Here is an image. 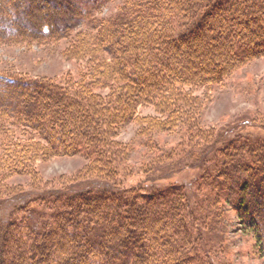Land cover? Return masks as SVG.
Instances as JSON below:
<instances>
[{"label":"trees","instance_id":"1","mask_svg":"<svg viewBox=\"0 0 264 264\" xmlns=\"http://www.w3.org/2000/svg\"><path fill=\"white\" fill-rule=\"evenodd\" d=\"M102 1L0 0V38L67 39L78 48L70 57L87 58L77 78L60 81L0 73V201L23 202L0 221V264H211L197 252L201 209L181 185L117 183L136 170L164 177L182 164L201 170L198 194L221 197L264 250V145H209L191 96L193 86L219 84L264 56V0H122L115 19H93L88 8ZM46 7L51 13L39 18L36 9ZM145 105L156 116L136 119ZM129 121L143 123L147 137L136 145L144 153L112 139ZM172 131L187 139L176 144L180 158L151 138ZM66 154L87 161L74 179L82 188L31 184L23 192L8 182H35L36 161Z\"/></svg>","mask_w":264,"mask_h":264},{"label":"rangeland","instance_id":"2","mask_svg":"<svg viewBox=\"0 0 264 264\" xmlns=\"http://www.w3.org/2000/svg\"><path fill=\"white\" fill-rule=\"evenodd\" d=\"M91 3L92 1L89 5ZM121 5L122 0L102 1L95 7L88 8L89 12L88 10L87 12L93 19L112 20L119 14ZM36 10L41 19L46 18L47 13L52 11L50 7ZM84 21L75 23L77 26L75 31H83L86 28L87 24ZM66 40L60 39L54 43H47L44 39L36 37L25 39V41L16 40L15 37L0 38V73L20 75L28 79L46 78L56 81L69 75L77 78L79 71L86 69L84 67L87 58L78 60L70 57L71 50L76 49L77 52L78 48L77 44L71 43L70 46ZM191 89L192 103L200 110L198 122L208 135H212L208 139L214 138V142L210 141L209 145L213 146L215 143V147H220L226 140L234 138H246L264 145V56L249 61L219 84L197 85ZM100 92L105 94L107 89H102ZM156 114L157 111L151 105L139 106L136 119L155 117ZM142 124L140 121L126 122L118 128L112 139L133 144L135 147L133 154L144 153L145 150L136 145L138 141L141 142L147 137L142 130ZM174 132L159 135L154 133L151 138L176 147L177 156L180 158L184 154L180 149L184 147H178L176 144L187 139ZM86 163L82 154L51 156L46 160L35 162L39 182L30 183V177L22 175L14 176L8 182L20 185L23 192L29 191L31 184L39 187L41 185V189H50L67 183V185L74 184V187L78 189L84 186L83 181H74V179L79 172L83 171ZM181 166L171 168L172 172L164 177L161 176L162 171L159 169L148 178L141 170H136L126 176L121 175L117 183L125 189L157 185L156 183H162L164 186L175 183L181 185L188 194L191 205L201 209L199 213L196 212L199 230L197 237L200 241L197 252L200 255L201 251L203 253L207 251L211 264H264V250L251 228L241 222L237 212L230 210L228 203L221 197H219L221 201L215 203L209 199L211 196L208 191H203V195L198 194L194 180L200 173V169L192 166L181 168ZM197 199L198 203H196ZM207 199L211 202L210 204H207ZM21 203H23L22 200L17 196L1 200L0 221L5 222L12 218L15 209ZM202 220L204 223H201Z\"/></svg>","mask_w":264,"mask_h":264}]
</instances>
